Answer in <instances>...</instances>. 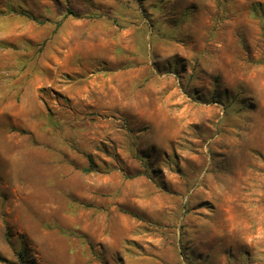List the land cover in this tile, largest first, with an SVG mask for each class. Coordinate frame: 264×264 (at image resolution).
<instances>
[{
  "label": "rangeland",
  "instance_id": "rangeland-1",
  "mask_svg": "<svg viewBox=\"0 0 264 264\" xmlns=\"http://www.w3.org/2000/svg\"><path fill=\"white\" fill-rule=\"evenodd\" d=\"M0 264H264V0H0Z\"/></svg>",
  "mask_w": 264,
  "mask_h": 264
}]
</instances>
